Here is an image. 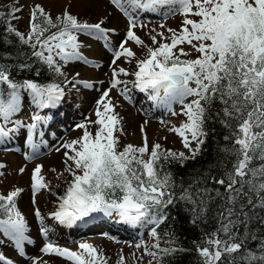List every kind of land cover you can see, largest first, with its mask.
Wrapping results in <instances>:
<instances>
[{
    "label": "snow or ice",
    "instance_id": "snow-or-ice-1",
    "mask_svg": "<svg viewBox=\"0 0 264 264\" xmlns=\"http://www.w3.org/2000/svg\"><path fill=\"white\" fill-rule=\"evenodd\" d=\"M110 3L128 21L126 37L114 49L108 43L110 30L102 27L103 20L81 21L67 10L53 18L42 6L35 5L27 34L9 25L7 31L30 52L17 50L16 64L4 62L11 54L0 55V140L19 127H27L31 140L46 119L33 114L32 123L27 125L13 120L22 109V94L27 93L38 110L55 108L65 95L64 88L55 82L15 79L14 67L40 76L41 69L34 67L39 64L63 76V65L74 61L90 63L81 52V35L104 41L105 47L112 51L111 65L121 58L129 62L135 58L136 53L126 46L129 41L145 47V58L136 61L133 72L113 68L110 88L96 102L95 120L77 124L82 135L63 144L65 171L71 179L57 197L51 218L60 225L71 226L100 213L107 217L115 215L131 225H154L150 232L153 250L142 244L136 247L143 246L144 254L153 258L149 264L153 261L165 264L166 257L174 258L187 251L177 244L171 232L165 233L167 246L161 247L157 232L168 218L165 210L182 202L192 214L193 223L207 222L209 215L216 223V228L204 233L196 244L199 264H264V0H110ZM17 11L20 9H13ZM145 12L163 18L178 13L183 17L182 25L179 30L167 29L168 35L164 32L152 35V43L157 46H146L134 31L145 26L134 13ZM183 45L190 46L198 55L182 59L190 55ZM120 75L134 76L133 87L148 93L156 106L185 118L170 131L181 137L189 155L164 149L159 143L150 147L143 126L141 145L120 146L117 133H123L122 118L109 98L112 88L124 84L121 95L130 99L127 82L121 81ZM70 83L73 87L78 83L85 88L93 87L88 81ZM174 104L181 106L179 113L173 109ZM210 123H218L224 129L225 143L218 146L219 174H197L187 185L183 181L178 183L167 165L175 162L183 166L200 155ZM8 124L14 127L7 128ZM31 147L34 152L38 150L34 143ZM23 171L21 168L20 172ZM41 173L42 166L38 165L31 175L33 205L37 193L49 188ZM23 192V188L16 187L7 195L0 193V234L14 244L21 256L25 242L32 243L27 235L29 222L17 204ZM34 215L41 225L40 234L47 238L49 229L44 226L39 208H35ZM252 242H256L254 249L249 247ZM41 252L62 258L68 264H108V258L87 242L71 250L48 240ZM0 264L14 262L0 253ZM32 264L49 262L34 258ZM116 264H126V258L120 255Z\"/></svg>",
    "mask_w": 264,
    "mask_h": 264
},
{
    "label": "rangeland",
    "instance_id": "rangeland-1",
    "mask_svg": "<svg viewBox=\"0 0 264 264\" xmlns=\"http://www.w3.org/2000/svg\"><path fill=\"white\" fill-rule=\"evenodd\" d=\"M35 5L42 6L53 18L67 10L81 21L98 23L103 20L102 27L110 30L108 43L111 49L116 48L126 37L127 18L110 3V0H0V17L8 20L9 25L18 31L27 34L31 10ZM16 8L20 11L13 12ZM134 15H139V23L145 25L144 27L138 26L134 31L144 41V44L150 47L157 46L152 43V35L158 32L168 35L167 29L169 28L179 30L183 20L178 13L167 18L149 12L134 13ZM161 24L164 25L163 28L160 27ZM113 29L114 32L111 31ZM157 39L160 40V37L157 36ZM80 40L82 41L81 52L90 63L74 61L62 66L64 82L58 84L64 88L65 95L55 108L38 110L31 104L27 93L22 94V109L13 117V120L22 121L24 125H27L32 123L33 114L46 117L39 124L36 132L32 134L31 140L27 127H19L10 133L8 138L0 140V164L4 165L0 168V173H2L0 193L7 195L16 187L24 189L17 204L29 222L30 230L27 235L32 240V243L25 242L24 255L21 256L14 244L0 234V253L12 260L14 264H32L34 258L48 261L49 264H68L62 258L45 256L41 252L43 245L50 240L60 247L77 250L80 243L87 242L93 244L108 258V264H116L120 255L126 258V264H149L153 258L144 254L143 246L137 248L136 245L142 244L153 250L151 249L154 243L150 235L151 224L140 223L138 228L136 225H130L129 231H124L126 228L123 226L128 223L119 224L116 220L119 218L115 215L107 217L97 213L71 226L60 225L50 216V213L57 207L59 195L57 192L64 190L66 182L71 179L65 171L64 153L66 150L63 144L82 135V130L76 127L77 124L87 119L95 120L96 102L102 93L110 88L113 68L123 67L131 73L135 70L136 61L145 58L147 51L145 47L137 46L129 41L126 46L136 53L135 58L131 62L121 58L116 65H111L112 51L105 47L104 41L88 38L85 35H81ZM182 47L190 53L182 59H194L198 55L190 46L183 45ZM58 63L63 64L59 60ZM118 78L127 82L129 89L127 95L130 98L125 99V96L121 95L120 89L125 87L124 84L112 88L109 93L116 113L122 118L123 133H117L120 146L123 147L129 143L141 145L143 135L146 133L150 147L159 143L164 149L189 155L188 149L182 144L181 137L170 131L171 127L179 126L185 118L182 115L174 116L166 109L156 106L155 102L148 98V93L133 87L134 76L120 75ZM74 80L88 81L93 87L85 88L81 83L73 87L70 82ZM173 109L179 113L181 106L174 104ZM141 126H143L144 133L141 132ZM6 127L12 128L14 125L8 124ZM91 130L94 132L95 128L92 127ZM33 143L38 146L35 152L31 147ZM192 147H195V143ZM38 165L42 166L41 174L49 184V188L37 193L36 204L33 205L31 175ZM21 168L24 169L23 173L20 172ZM35 208H39L44 217V226L49 229L47 238L39 232L41 225L35 218ZM111 224L118 226L114 227Z\"/></svg>",
    "mask_w": 264,
    "mask_h": 264
},
{
    "label": "trees",
    "instance_id": "trees-1",
    "mask_svg": "<svg viewBox=\"0 0 264 264\" xmlns=\"http://www.w3.org/2000/svg\"><path fill=\"white\" fill-rule=\"evenodd\" d=\"M8 27V20L0 17V55L11 54V58L4 62L16 64L17 50L30 52V49H28L27 46H21L18 42V38L13 33L7 31ZM34 67L41 69L40 76H36L34 71L19 70L15 67L12 69V76L17 80L34 79L40 83H63V76H57L49 72L46 66L42 67L36 64ZM207 127L209 129V135L205 144L202 146L200 155L194 160L186 161L183 166L175 162L167 165V168L173 173L178 183L183 181L184 184L187 185L197 174L210 173L212 176H217L219 174L220 169L216 166L220 158L218 146L225 143L223 140L224 129L218 123H210ZM212 129H214V131ZM63 191L64 190H61L57 193L62 195ZM177 191H179V189H177ZM165 211L168 214V218L157 228V232L161 238V247L167 246L164 243V241L168 239L165 233L171 232L175 234L177 244L181 248L187 250L179 253L174 258L166 257L165 264H199V256L195 250L196 244L201 242L204 233L211 232L216 228L215 221L212 220L211 215H209L207 222L197 221L193 223L192 214L185 209V205L182 202L175 206H169ZM152 227H154V225H151L150 230ZM249 247L254 249L256 247V242L250 243Z\"/></svg>",
    "mask_w": 264,
    "mask_h": 264
}]
</instances>
